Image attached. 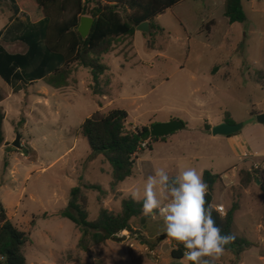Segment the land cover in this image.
I'll list each match as a JSON object with an SVG mask.
<instances>
[{
  "label": "rangeland",
  "instance_id": "obj_1",
  "mask_svg": "<svg viewBox=\"0 0 264 264\" xmlns=\"http://www.w3.org/2000/svg\"><path fill=\"white\" fill-rule=\"evenodd\" d=\"M224 3L183 0L156 18V25L164 31L157 30L151 36L150 27V33L136 30L134 36L119 38L114 49L102 57V63L109 67L100 80L108 92L105 99L93 94L90 71L75 66L69 85L56 91L54 100L60 109L31 115L28 129L22 133L24 140L32 137L43 166L53 163L46 172L33 171L27 177L29 163L24 156L15 150H0V203L13 225L30 237L24 249L27 264H190L174 259L166 240L158 242L155 254L150 252L149 243L142 245L144 239L156 242L166 234L159 218H135L131 222L134 234L122 232L84 252L78 248L81 234L74 223L59 215L68 207L72 188L81 184L106 190L101 194L83 189L89 221L97 219L102 207L120 213L123 199L131 198L130 193H116L111 186V165L100 153L92 155L80 134L82 123L92 114L114 109L128 113L132 130L170 120L185 126L167 136L177 139L173 143L152 142L141 152L142 170L136 169L119 188L135 184L132 191L142 189L146 177L157 167H164L173 176L189 166L221 176L213 186V203L222 204L226 213L236 204L233 233L256 246L239 257L224 254L216 264H264V154H255L264 152V125L257 122V116L264 113V0H243L247 21L235 24H229L224 16ZM0 10L4 12L1 28L15 8L10 0H0ZM17 14L16 22L27 21L26 16ZM11 51L23 53L26 46L17 42ZM41 86H30L29 101L33 100L32 91ZM10 90L0 77V91L7 96ZM20 97L16 92L4 103L10 110L4 132L11 141L16 137L13 119L18 102H23ZM38 115L45 117L42 125ZM225 120L244 124L239 133L247 138L253 152L246 145L249 152L244 155L238 143L204 130L206 125L212 129ZM19 126H24V118ZM184 155L187 160L182 159ZM15 159L24 164L16 183L10 170L5 172V162L13 164ZM244 173L256 178L245 184ZM24 188L27 196L20 199ZM106 200L107 206L103 204Z\"/></svg>",
  "mask_w": 264,
  "mask_h": 264
},
{
  "label": "trees",
  "instance_id": "obj_2",
  "mask_svg": "<svg viewBox=\"0 0 264 264\" xmlns=\"http://www.w3.org/2000/svg\"><path fill=\"white\" fill-rule=\"evenodd\" d=\"M15 11L26 16V22L17 21L10 29L15 33L14 40L24 43L28 49L24 54H11L0 46V77L8 83L28 85L38 80H44L55 89L66 88L75 66H81L90 71L92 76L91 90L96 96H104L100 78L108 70L102 63V57L109 54L119 38L133 36L137 26L149 22L154 36L157 30L164 31L156 25V18L166 10L173 8L183 0H10ZM224 16L229 24L247 21L243 0H225ZM94 19L90 35L83 40L78 32L81 17ZM4 96L0 93V103ZM5 113L0 109V148L5 143L3 123ZM235 124L233 120H225ZM211 134V127L204 129ZM81 136L87 141L92 153H100L112 167L115 188L120 183L135 174L141 144L165 138L151 136L150 127L142 126L132 130L128 127V113L125 110L114 109L107 113L97 111L88 117L81 125ZM231 135L229 137L235 136ZM28 153L32 151L28 147ZM143 152V151H142ZM243 181L249 184L254 178L251 173H244ZM209 185V202H213V186L221 176L210 171L203 174ZM93 189L105 194L98 185H79L72 188L68 207L59 212L62 218L74 223L81 234L78 248L87 252L90 247L105 244L107 241L127 231L134 234L132 220L141 217L142 203L133 199L122 201V211L115 213L104 207L99 216L89 221L87 199L83 189ZM233 204L224 218L216 211L213 218L220 227L222 234H231L234 241L226 246L225 254L239 257L250 247L256 246L245 238L233 233ZM47 213H44L46 216ZM169 239L161 235L156 242L144 239L154 251L158 242ZM176 247L171 256L183 259V245L172 240ZM30 242L27 233L20 231L9 220L5 209L0 203V256L4 258L1 264H27L24 249Z\"/></svg>",
  "mask_w": 264,
  "mask_h": 264
},
{
  "label": "clouds",
  "instance_id": "obj_3",
  "mask_svg": "<svg viewBox=\"0 0 264 264\" xmlns=\"http://www.w3.org/2000/svg\"><path fill=\"white\" fill-rule=\"evenodd\" d=\"M130 196L142 203L145 217L163 221V231L183 245V259L190 264H216L235 239L216 224L213 212L224 218V206L208 201L209 185L195 167L181 168L174 176L157 167Z\"/></svg>",
  "mask_w": 264,
  "mask_h": 264
},
{
  "label": "crops",
  "instance_id": "obj_4",
  "mask_svg": "<svg viewBox=\"0 0 264 264\" xmlns=\"http://www.w3.org/2000/svg\"><path fill=\"white\" fill-rule=\"evenodd\" d=\"M6 2H8V1H5V3ZM16 13H17L16 11L14 13H11V15H9L7 17L6 24L3 27L0 28V46L3 47V48H5L11 54H24L27 51V49H28V47L26 45H25L26 46V51L23 52V53H15V52H12L11 51V49L13 48V46H15V43L20 42V41L14 40L15 33H11L10 32V29L12 28V26L14 25V23L16 22V19H17V18L14 17V15ZM19 14H21V13H18L17 14V17L19 16ZM3 16H4V12L2 10H0V17L2 18ZM140 64H142L143 66L148 65V63H146V62H140ZM107 68L109 69L108 66H107ZM105 73L107 74V73H109V71L107 70ZM104 76L105 75L101 76V78L104 77ZM101 78H100V80H101ZM6 83L8 85H10V87H11V90L8 93V95L5 96L0 91V93L4 96V100L0 103V109H2L3 112L5 113V120H4V123H3V131H4V127H5V122L8 119V116H9V113H10V110H8L4 106V103H5V101L7 99H11V98L13 99L14 98V95L16 94V92H18L19 95L21 96L20 97L21 98L20 100H22L23 102H21V101L18 102V112L16 114V118L13 119V126L15 128L14 134L17 135V133H19L21 135V144L23 145L24 149L27 150V148L29 147L32 152L29 154L28 153V150H27L26 153H24V151H22V150L13 149L11 147V144L15 141L16 137L14 136L12 138V141L11 140H8V138L5 136V132H4L5 143L0 148V150H5L8 153H11L13 150H15L16 152H18L20 154V156H22V157L24 156V161L29 163L27 165V167L25 168V171L27 173V177H30V173L33 172V171H38V172L41 171V172L44 173V172H46L49 169L50 166L53 165V163L50 164L47 167L43 166L42 163H41V161H40V158L41 157H40V154H39L38 150L32 145V137L27 134L29 136V138L27 140H24L23 137H22V133L24 131H27L28 125L30 123V116L31 115H33V114H39L38 112H42V111L52 112V110H54V109H56V111L60 109V104L56 105L55 104L56 103V100H54V98H55V95H56V91H60V90H63L65 88L55 89V88L51 87L50 85H48L46 82H44V80H38V81L33 82L31 84H28V85H22L21 83H15V84L8 83V82H6ZM111 83H112V81H111ZM111 83H110L109 87L111 86ZM38 84H42L41 88L32 91L33 100L32 101H29L28 100V94L30 93V91H29L30 86H33V88H36L38 86ZM101 88H102V90L104 92L103 98L105 99V98H107V93L108 92L106 93V91L103 89V87H101ZM52 90H54V91H52ZM109 90H110V88H109ZM22 91H25V93H22L21 94ZM53 104H54V106H53ZM38 116H39L38 124H41L42 125L41 122H44L45 121V117L42 116V115H38ZM17 117H20V119L17 118ZM22 118H24V126H19V124L22 122ZM128 119H129V115H128ZM170 121H172V120H170ZM163 123H166V122H163ZM212 126L214 127L216 125H212ZM147 127H149V125H147ZM151 127H152V125H151ZM17 128L20 129L19 132H18V130H16ZM241 136L242 135L240 133H238L237 135L232 136V137H228V138H229L230 142H233L234 141V142L238 143L242 147V149H243V154L246 155V153L249 152V149L252 151V148H251L250 144H248L247 138L246 137H243V136L241 137ZM212 138H214V137H212ZM176 140L177 139H172V137H166L164 140H160V141H158L156 143H162V144L168 145V144L173 143ZM246 145L249 147V149H247ZM255 154H264V152H257ZM182 159L183 160H187L188 159V156H185ZM150 160L155 161L154 158H150ZM23 165L24 164L22 162H20L18 159H15V162L13 164L11 162H9V161L8 162H5V172H8V170H10L11 178H12V180L15 183H16V180H18V177H19L20 167L23 166ZM136 169H138L139 171L142 170V165L139 162V155H138ZM199 171H201L202 174H204V172L206 170L204 168H201ZM122 183H120L119 185H122ZM119 185L115 187L116 188V193H118V194H120L122 196L125 193H131L132 189L135 187V184H133L129 188H122L121 189V188H119ZM26 196H27V190L24 188L22 190V192H21L20 199L21 198L24 199V198H26ZM109 200L104 201L103 204H105V206H107V204L109 203ZM104 208L107 209V207H104ZM165 242H168L170 244L172 250L176 247V244L173 241H171L170 239H167ZM141 243H145V242H141ZM155 251H150V252L155 254Z\"/></svg>",
  "mask_w": 264,
  "mask_h": 264
},
{
  "label": "water",
  "instance_id": "obj_5",
  "mask_svg": "<svg viewBox=\"0 0 264 264\" xmlns=\"http://www.w3.org/2000/svg\"><path fill=\"white\" fill-rule=\"evenodd\" d=\"M93 24H94L93 18L89 16L81 17L80 24L78 26V32L83 40H86L90 35ZM136 30L143 33H150V23L149 22L142 23L139 26H137ZM257 122L261 125H264V113L259 114L257 116ZM184 127L185 126L182 122L173 120L167 123L155 124L150 128V131L152 137L165 138L178 130L184 129ZM243 128H244V124L242 123L230 124L228 122H223L221 124L212 127L211 133L215 137L216 136L229 137L231 135L238 134L243 130ZM11 147H13L16 150H22L24 151V153L27 152V150L24 149L23 145L21 144V135L19 133H17L16 139L11 144ZM142 245H145V243H142Z\"/></svg>",
  "mask_w": 264,
  "mask_h": 264
},
{
  "label": "built area",
  "instance_id": "obj_6",
  "mask_svg": "<svg viewBox=\"0 0 264 264\" xmlns=\"http://www.w3.org/2000/svg\"><path fill=\"white\" fill-rule=\"evenodd\" d=\"M147 148H148V141H145V142H143L141 144V147L138 149L136 155L138 156L142 151H144ZM224 210H225V208H224ZM225 212H226V210H225ZM130 248H134V245L133 244H130ZM146 250H148V249L146 248ZM3 260H4V258L2 256H0V264L3 262Z\"/></svg>",
  "mask_w": 264,
  "mask_h": 264
},
{
  "label": "bare ground",
  "instance_id": "obj_7",
  "mask_svg": "<svg viewBox=\"0 0 264 264\" xmlns=\"http://www.w3.org/2000/svg\"><path fill=\"white\" fill-rule=\"evenodd\" d=\"M125 233V232H124Z\"/></svg>",
  "mask_w": 264,
  "mask_h": 264
}]
</instances>
